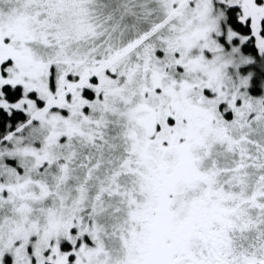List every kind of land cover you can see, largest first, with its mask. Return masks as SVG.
I'll list each match as a JSON object with an SVG mask.
<instances>
[{
  "label": "snow or ice",
  "instance_id": "obj_1",
  "mask_svg": "<svg viewBox=\"0 0 264 264\" xmlns=\"http://www.w3.org/2000/svg\"><path fill=\"white\" fill-rule=\"evenodd\" d=\"M0 264H264V0H0Z\"/></svg>",
  "mask_w": 264,
  "mask_h": 264
}]
</instances>
